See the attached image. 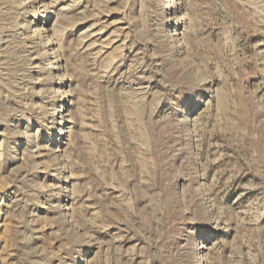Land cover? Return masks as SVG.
Segmentation results:
<instances>
[{
	"label": "rangeland",
	"instance_id": "rangeland-1",
	"mask_svg": "<svg viewBox=\"0 0 264 264\" xmlns=\"http://www.w3.org/2000/svg\"><path fill=\"white\" fill-rule=\"evenodd\" d=\"M0 264H264V0H0Z\"/></svg>",
	"mask_w": 264,
	"mask_h": 264
},
{
	"label": "bare ground",
	"instance_id": "bare-ground-1",
	"mask_svg": "<svg viewBox=\"0 0 264 264\" xmlns=\"http://www.w3.org/2000/svg\"><path fill=\"white\" fill-rule=\"evenodd\" d=\"M59 111H62V110H59Z\"/></svg>",
	"mask_w": 264,
	"mask_h": 264
}]
</instances>
